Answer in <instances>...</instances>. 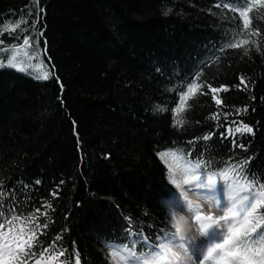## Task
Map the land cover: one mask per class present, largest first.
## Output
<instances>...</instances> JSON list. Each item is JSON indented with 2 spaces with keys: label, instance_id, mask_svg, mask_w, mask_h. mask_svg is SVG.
I'll return each mask as SVG.
<instances>
[{
  "label": "trees",
  "instance_id": "16d2710c",
  "mask_svg": "<svg viewBox=\"0 0 264 264\" xmlns=\"http://www.w3.org/2000/svg\"><path fill=\"white\" fill-rule=\"evenodd\" d=\"M248 17L244 28L222 0H0V196L21 217L0 232L27 239L41 226L28 264H73L74 252L121 264L108 245L131 247L129 230L150 242L174 231L159 204L176 193L167 158L180 171L189 159L235 164L230 178L264 183V8ZM24 47L48 79L8 66ZM243 124L253 133L235 132Z\"/></svg>",
  "mask_w": 264,
  "mask_h": 264
},
{
  "label": "snow or ice",
  "instance_id": "6c2138e0",
  "mask_svg": "<svg viewBox=\"0 0 264 264\" xmlns=\"http://www.w3.org/2000/svg\"><path fill=\"white\" fill-rule=\"evenodd\" d=\"M223 7L228 9L230 6L233 11L239 10L240 17L243 18V27L247 28L250 20L248 13L252 11L253 6H259L264 8V0H235V5L230 4V0H222ZM219 6V5H218ZM167 14V13H165ZM39 22V14H37L34 24ZM18 26V25H17ZM258 32V30H257ZM42 36L43 33L41 32ZM2 43V41H0ZM29 43L28 37L23 39V44L27 45ZM248 44L247 39L231 42L225 45L226 48H238L240 44ZM255 43V41H253ZM47 42L45 41V45ZM27 55V53H25ZM8 66L17 68L20 71H24L20 67L19 63L16 62V57L12 56L7 60ZM48 79V73H44L42 77ZM241 83H244V78H240ZM195 87V85H192ZM210 92L215 93L220 91V88H213L208 85ZM191 90V89H189ZM254 99V97H253ZM220 103V101H217ZM163 111V109H161ZM246 110V109H245ZM177 125H183L185 121L183 119H178L175 121ZM233 129L228 128V132L231 133ZM253 133V128L248 124H243L242 127H236L235 132ZM204 141L210 139L209 135H204L202 137ZM195 141H193L194 143ZM235 143V141H233ZM238 147L243 148L244 145L240 144ZM183 150H181L182 152ZM190 156V150H189ZM171 155L176 157V153H161V156ZM183 159V156L178 157ZM186 166L183 167L180 174L183 173V184L189 186L188 190L194 192L198 195H203L195 189H205L214 188L217 184V177L222 176L226 186H231L238 191L239 195L231 202L221 204V213L218 218L215 216H202L200 214L201 209H193L195 212V219L197 221H211L213 223H202L201 228L203 232L207 233L210 228L219 226L224 229L220 233L219 242L211 244L207 248L206 252L202 255V258L197 261L198 264H202L203 261H209L211 264H264V230L257 231L260 228V221L264 220V216L257 218L255 213L258 208H264V183H259L257 188L256 178L253 177L251 180L247 178L244 174V167L241 164L239 167V172L243 175H237L230 178L228 173L235 172L237 166L232 164L230 167L224 168L223 172L208 171V165L205 164L204 159L198 158L195 163H192L191 159L185 162ZM204 165V168L201 166ZM199 172V174H197ZM203 177V179H202ZM169 179L172 184L177 188L181 187V183L170 174ZM209 179L213 181V185L208 183ZM40 181L37 180L36 184ZM57 193H53L56 195ZM209 199H216V195L207 196L203 195ZM4 197L0 196V228H3L5 224L13 226L14 221L21 220V217L16 214L15 207H10L7 209L8 215H5V209L3 207ZM43 207V205L41 206ZM51 208V205H48ZM191 201H186L185 207L181 212L187 214V209L191 208ZM35 211L39 212L40 209L37 208ZM46 215V213H45ZM24 220H31L32 217L25 216ZM175 221V223H172ZM180 219H173L172 216L169 218V224L174 231H163L158 237H153L152 241L148 236L144 235L142 231L129 230L128 241L131 247L127 243L120 245H108L111 249V256L118 259L121 264H180L178 257L175 255L174 249H183L186 243H190L183 238L180 234L179 223ZM40 225L37 224L31 229V234L27 239H22L24 235L21 233H14L11 239H8L6 232H0V264H28L35 253L31 252L33 241L36 240V231L40 229ZM48 223L45 222L43 228H47ZM60 237H55L56 241H59ZM37 243L39 241L37 240ZM141 244L143 249L139 254L136 252V245ZM256 245H259L258 247ZM54 246V245H52ZM27 247L28 251L25 250ZM73 264H80L79 253L74 252ZM171 258V259H170ZM40 259H43V253H41ZM35 264H40V260H36Z\"/></svg>",
  "mask_w": 264,
  "mask_h": 264
},
{
  "label": "clouds",
  "instance_id": "9594fccd",
  "mask_svg": "<svg viewBox=\"0 0 264 264\" xmlns=\"http://www.w3.org/2000/svg\"><path fill=\"white\" fill-rule=\"evenodd\" d=\"M183 173L178 176L180 179L181 185L183 184ZM208 183L213 185V181L209 179ZM216 185H214V188ZM176 193H170L168 196H161L159 199V204L161 208H163L167 215L173 217V219H180L185 224V235L183 238L190 243H195L199 240L201 236L206 235L205 232H200L196 229V226L192 223L191 217L195 214L193 209H207L208 211H217L221 212L220 205L222 204L221 200L209 199L203 195H198L194 192H185L180 188L175 186ZM189 195H191L192 199H189ZM239 195L238 191L232 188L231 186H226L225 188V196L224 200L227 203H231L237 196ZM191 201L192 207L187 209V214L185 212H181L180 209L177 208V204L182 203L185 207L186 201ZM219 227V226H218ZM211 246V245H210ZM209 246V247H210ZM207 250V249H206ZM175 255L178 257L180 264H198L197 259L192 253L189 244L186 243L183 249H174ZM206 252V251H205ZM222 264V262H221Z\"/></svg>",
  "mask_w": 264,
  "mask_h": 264
},
{
  "label": "rangeland",
  "instance_id": "374dc122",
  "mask_svg": "<svg viewBox=\"0 0 264 264\" xmlns=\"http://www.w3.org/2000/svg\"><path fill=\"white\" fill-rule=\"evenodd\" d=\"M25 53H27V55H25ZM12 56L16 57V61L19 63L20 67L24 69V71L41 68V72H40L41 77L43 76L44 73H48V76H49V72L46 69L43 61L41 60L39 63H37L36 61H32V58H34L35 55L33 53H29V51L26 47L18 50ZM167 163L171 169L172 175L177 179V181L179 183H181L180 179H178V176L180 175L181 171L168 158H167ZM188 188H189V186H187V185H181L182 191L191 193V191H189ZM195 191H197L203 195H207V196L216 195L221 200L222 204L225 203V200H224L225 195L224 194L221 195L220 193H218L215 188L195 189ZM189 199L190 200L192 199L191 195H189ZM176 206L180 210L184 209V206L182 203H179ZM200 214L202 216H209L210 215V216H215L217 218L220 215H222L221 212L208 211L207 209H201ZM191 220H192V223L196 226V229L199 230L200 232H203V229L201 228L202 223H205V224L213 223L211 221H197L195 219V214L192 215ZM179 228H180V234L185 235V224L183 221H180ZM223 231H224L223 228L213 225V227L208 230L206 235L201 236L199 238V240L196 241L195 243H189V247H190L192 253L194 254L195 258L197 259V261H199L202 258V255L204 254L206 249L211 244L219 242V240L221 238L219 234L222 233ZM202 264H211V262L203 261Z\"/></svg>",
  "mask_w": 264,
  "mask_h": 264
}]
</instances>
